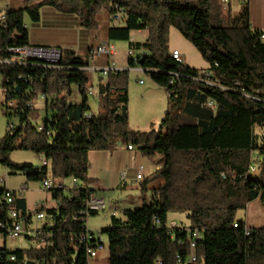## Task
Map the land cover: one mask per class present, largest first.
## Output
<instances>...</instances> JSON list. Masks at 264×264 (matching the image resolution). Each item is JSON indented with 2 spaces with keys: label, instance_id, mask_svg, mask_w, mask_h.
Returning a JSON list of instances; mask_svg holds the SVG:
<instances>
[{
  "label": "trees",
  "instance_id": "trees-1",
  "mask_svg": "<svg viewBox=\"0 0 264 264\" xmlns=\"http://www.w3.org/2000/svg\"><path fill=\"white\" fill-rule=\"evenodd\" d=\"M219 1L24 0L22 8L6 13V27L0 26V72L19 88L15 93L18 109L5 113L17 124L0 142V161L7 169L29 181L76 179L81 183L87 181L88 154L112 151L117 142L137 147L146 157L160 156L151 178H162L164 183L151 192L150 203L124 209L121 219L112 216L103 232L107 264H178L177 254L190 253L185 233L189 229L202 232L194 264H264V228L248 229L247 235L244 221L236 219V213L250 202L264 204V135L255 133L257 128L264 130V39L260 38L264 30L251 28L247 3L234 16ZM43 7L76 16L78 27L86 30L97 29L100 10L111 15L114 7L123 11L125 27L110 28L108 39L128 42L130 50H143L142 59L134 62L129 57L127 66L148 70L149 78L168 92L169 103L179 100L176 110L164 113L161 132L128 129L127 70L107 73L97 87L103 111L90 113L86 97L90 50L78 56L66 49L52 67L31 59L24 65L5 63L13 58L10 49L30 47L25 20L37 23ZM170 28L207 62L212 73L209 83L193 80L199 70L171 58ZM138 30L146 31V41L130 43L131 33ZM18 76L30 77L32 83L23 84ZM74 88L81 96L79 104L70 102ZM39 95L47 97L40 131L32 125L31 110L25 106ZM208 102L215 105L213 111ZM16 140L18 149L41 155L47 165L35 168L9 162ZM253 162L258 170H249ZM4 190L0 188V218H6L10 208L25 216L23 199L14 198L8 204L1 200ZM50 191L59 201L57 206L44 211L40 205L34 210L53 218L40 230L42 246L15 251L0 248L4 264H89L83 249L76 251L69 242L70 234L87 229L77 215L88 198L87 188ZM171 213L185 214L189 222L187 227L177 225L174 237L168 230ZM10 254L14 261L7 259Z\"/></svg>",
  "mask_w": 264,
  "mask_h": 264
},
{
  "label": "crops",
  "instance_id": "crops-1",
  "mask_svg": "<svg viewBox=\"0 0 264 264\" xmlns=\"http://www.w3.org/2000/svg\"><path fill=\"white\" fill-rule=\"evenodd\" d=\"M9 1V0H8ZM241 0H229V8L230 10L237 9L238 13L241 11L242 6ZM8 5V9L5 13L8 11H14L18 10L23 7V2L20 3L19 0H10ZM248 9H249V24L252 29H261L264 30V21L262 19V15H260L259 19H256V12L261 10V6H264V0H248ZM96 22L98 24V27L96 30H86L78 27L77 24V18L74 15L70 14H61L53 10L49 7H43L40 9V19L37 23H32L29 21V19L25 20V27L28 30L29 33V43L30 47H47V48H55V49H61L66 50L70 49L75 52L76 55L82 56L84 53H87L88 50H92L94 48H97L98 46L102 44H106L109 46L114 47V53H110L109 55H97L92 59H89V67L87 69L88 72L91 73V75L97 74L99 77L98 84L101 83L103 80L101 75V70L108 64L114 63L116 64L115 68L119 71L127 70V71H136L138 73H144L147 77H149L148 70H144L140 67H133L129 68L127 66V61L129 59L127 55V51L130 50L128 48V42H122V41H111L108 39L109 35V29L114 28H124L125 27V19H120L117 22H113L111 20V14L109 11L102 9L100 10L96 15ZM147 39V33L143 30L134 31L131 33L130 36V43L135 44H142ZM168 44V43H167ZM125 48V54L126 57L123 54L119 55V51L121 49ZM168 52L170 53L172 50H177L176 48L169 49L168 45ZM134 55H138L139 52H144L143 50H133ZM178 51V50H177ZM179 52V51H178ZM117 57V58H116ZM185 57V56H183ZM184 58V64H185ZM186 67L187 64H186ZM190 68V67H189ZM200 69V70H205ZM197 70V69H196ZM151 80V79H150ZM142 81V80H140ZM138 82L139 85H136L138 89H140V92L145 94L148 91H157L156 89L163 90L161 87L156 85L152 80L153 84H145L143 81L142 83ZM91 88L93 90L92 96L98 95V89L93 84H90L88 86L87 90ZM77 90V88H74L73 92ZM76 91L74 92V94ZM87 93V92H86ZM88 94V93H87ZM44 101V100H43ZM71 103L79 104L81 101H71ZM38 102L36 101L35 109L31 112H35V117L31 120L35 124L37 122H41V119H45V107L43 106L39 107ZM162 106V107H161ZM208 106V103H207ZM212 111L214 110L213 106H208ZM158 108V107H157ZM167 108H165V105H160L157 109V118L161 117V112H166ZM127 112H128V105H127ZM92 115L95 113L90 112ZM163 116V115H162ZM40 119V120H39ZM162 119V117H161ZM42 120V121H43ZM137 132V131H136ZM137 150V153L135 152ZM40 161L42 156L39 155ZM88 160L90 163V167L87 173V181L81 182V185H79L80 188H87V187H93L95 196H97L99 199L103 200L105 203V200L103 197L99 195L97 191L102 189H109V190H116L123 186L129 185L128 181L130 179H133L136 177V175L141 171L142 179L137 180V184L139 185L141 192L137 194L135 198H129L127 200H124L121 205H113L109 204V208L113 209L112 212L115 213L116 211L124 209H134L142 206L141 204H149L150 198H151V192L153 190L159 189L163 183L164 180L162 178H151L152 174L157 171L159 168L158 162H160V156H155V162H150L147 160L146 157H144L139 149L137 147L133 148L132 150H128L127 146L122 144L121 142H117L114 149L112 151H92L88 154ZM123 173L124 177H122L120 174ZM7 173L1 174L0 178L4 179L3 185H1V188H5L8 190L16 191L19 188H23V194L21 197L24 201V208L26 210V215L23 216L27 220H25V223L32 222V217L29 214L28 210V204L25 199V191L28 189L27 184L28 183H20L17 188H7ZM24 176V175H23ZM127 176H130V179L127 178ZM25 177V176H24ZM70 180V179H69ZM56 185H63L64 188L62 190H65V192L72 187L71 180L70 182L65 185L63 183H57ZM141 185H145L144 189L142 190ZM41 187V185H40ZM54 204L49 205L48 209H53L57 206L59 203L58 200L53 199ZM142 200V201H141ZM143 202V203H142ZM40 204V203H37ZM35 204L34 207L37 206ZM106 204V203H105ZM45 205V204H44ZM111 206V207H110ZM111 212V213H112ZM21 211L19 212V214ZM21 215V214H20ZM113 217H116V216ZM22 217V218H23ZM238 221H241L237 219ZM174 219H169L168 217V224L170 222H174ZM87 222V220H86ZM176 222V221H175ZM245 225L246 222L244 221ZM182 224V223H181ZM49 225V219L44 221V225L41 229H43L45 226ZM253 224L252 226H254ZM255 226H262V225H255ZM254 227H251L249 229H253ZM257 228V227H255ZM37 233V243L39 246H42V238L39 236L40 230L39 228H36ZM33 237V236H32ZM28 237V238H32ZM7 240V239H6ZM107 257H108V245H107V251L104 253L99 254L95 259L90 260L89 264H107Z\"/></svg>",
  "mask_w": 264,
  "mask_h": 264
},
{
  "label": "rangeland",
  "instance_id": "rangeland-1",
  "mask_svg": "<svg viewBox=\"0 0 264 264\" xmlns=\"http://www.w3.org/2000/svg\"><path fill=\"white\" fill-rule=\"evenodd\" d=\"M15 1V0H14ZM24 0H19L20 3H22ZM10 0H0V14L5 13L8 9V5ZM220 2V1H219ZM248 4V0L246 2ZM243 2H241V6L246 5ZM221 5V4H220ZM232 15H237L238 10L232 9L231 10ZM262 15V19L264 21V6H261V10L256 12V19H259L260 15ZM211 24H215L214 19L211 17L210 19ZM168 47L169 49L176 48L183 56H185V65L187 64L188 67L191 69H204L209 68L207 62L202 58L200 53L187 41L185 40L180 33L175 28H170L168 32ZM123 54L126 57L125 54V48L121 49L119 51V55ZM117 58V57H116ZM127 59V57H126ZM116 65V64H115ZM89 77V82L87 85L90 86V84H93L95 87H98V81L99 77L97 74L91 75L90 72L87 73ZM128 129L130 131H137V132H148L151 130L159 131L163 130L164 128H161L162 122L161 117L164 115V112H161V117L157 116V109L160 105H165V108L167 110H173L177 107H179V100H172L170 103L168 102V92L163 90L156 89L157 91H148L145 94L140 92V89L136 85H139V81L142 80L145 84H153V82L150 80L149 77L146 76L144 73H138L136 71H128ZM105 79V78H104ZM195 86V85H194ZM197 88V87H196ZM196 88H194L196 90ZM76 93L74 94V92ZM72 94L71 101H81V96L78 92V90H75ZM41 95L38 96L37 104L38 106L42 107L44 104L43 99L40 98ZM87 97V106L89 107L90 112H93L95 114H98L103 111V103L101 99L98 96H92L90 94L86 93ZM168 102V104H167ZM158 107V108H157ZM162 107V106H161ZM215 112V111H214ZM35 112H30L29 120H32L35 115ZM176 113H180V110L176 111ZM183 116H187V113L184 111ZM40 120V119H39ZM41 119L40 121H42ZM12 122L14 126H16L17 121L15 119H8L5 117V111L0 110V142L7 132V123ZM32 125L34 126L35 123L32 122ZM255 133L259 136L264 135V130L256 129ZM19 140H16L13 144V148H15L13 151H11L8 155V160L11 163L14 164H30L34 166L35 168L41 167L40 157L38 154L31 152V151H25L20 150L17 147L19 146ZM137 153V150H135ZM146 157V156H144ZM148 161L155 162V157L150 158L146 157ZM7 173V183L6 187L13 189L17 188V186L22 183H28L27 187L28 189L25 191V199L28 204V210L32 217V222L25 223L23 222L22 226L24 228L23 233L14 240L7 239L4 240L0 238V248H5L8 251H15V250H29L33 248L39 247V244L37 243V233L35 229L36 228L41 229L44 225L45 220L37 221L36 220V211L35 210V204H37L36 207L44 206V211L48 209L49 205L54 204V200L52 197V192L50 190H43L40 185L41 182L39 181H29L27 180L20 172L18 171H10L6 168L3 163L0 161V175ZM128 179H130V176H127ZM70 182L69 179H52V185H56L57 183H63L67 185ZM138 181H134L133 179H130L128 181L129 185L123 186L121 185L120 188L116 190H109V189H102L97 191L101 197L104 198L106 205H109L110 203L113 205H121L124 200H127L129 198H135L139 192H141V189L139 185L137 184ZM81 185V183H80ZM0 184V188H1ZM142 201V200H141ZM143 203V202H142ZM45 204V205H44ZM142 205V204H141ZM113 209L106 207V209L102 211H98L93 215H90L87 219V222L85 223V227L88 231L92 232H102V240L105 244L106 251H107V236L105 233H103L111 224V218L112 214L111 212ZM116 219L122 218V211L118 210L116 211ZM47 219V218H46ZM169 219H174L176 221V224L178 226L187 227L189 225L188 220L186 219L185 214L180 213H171L169 214ZM236 219H239L241 221L246 222V228L249 229L251 227H257V228H264V204L260 203L258 200H254L250 202L245 210H240L236 213ZM182 223V224H181ZM255 225H262V226H252ZM32 238H28V237ZM36 236V237H34Z\"/></svg>",
  "mask_w": 264,
  "mask_h": 264
},
{
  "label": "built area",
  "instance_id": "built-area-1",
  "mask_svg": "<svg viewBox=\"0 0 264 264\" xmlns=\"http://www.w3.org/2000/svg\"><path fill=\"white\" fill-rule=\"evenodd\" d=\"M244 4L247 2V0H241ZM220 4L223 10H226L229 7V0H220ZM115 12L114 14L111 15V20L113 22H117L120 19H125L124 13L121 9L114 7ZM6 13H1L0 14V26L3 28L6 27ZM261 39H264V31L260 35ZM63 51L61 49H55V48H47V47H22V48H12L9 50V52L13 55V58L9 60H5V63H18L20 65H24L27 60H36L40 61L43 63V67H52L55 66L63 57ZM114 47L109 46L106 44H102L98 46L97 48H94L90 50L89 52V59L94 58L97 55H109L110 53H114ZM128 57L132 58L134 62H138L142 59L143 55H145L144 52H139L138 55H134L133 50H128L127 51ZM171 58L177 62L178 64H184V57L183 55L178 52L177 50H172L170 52ZM114 63H110L106 65L102 70H101V75L102 78H105L107 73L109 71H119L115 68ZM212 75L211 71L209 69L205 70H199L197 76L191 77L195 81H200V82H205L209 83L208 79H210V76ZM17 80H22L23 84H31L32 79L27 76H18ZM5 83H7L5 85ZM142 83V81H140ZM19 91V88L17 87V84L14 80H11L9 77L7 79H4L3 74L0 72V110L7 112H14L15 110L18 109L19 106V101L15 97V93ZM28 94V92H25ZM88 94H93V90L89 88L87 90ZM38 98V97H37ZM36 98V99H37ZM41 99L44 100V107L46 106V99L44 95L40 96ZM36 99H29L26 102V107L33 111L35 109L36 105ZM214 104L212 102H208V106H213ZM215 107V105H214ZM11 120V119H10ZM44 121V120H43ZM43 121L37 122L34 127L36 130L40 131L43 129ZM14 124L12 122L7 123V132H11L14 128ZM128 150H132L133 147L128 145L127 146ZM253 160L257 159L255 155L252 156ZM41 167L47 165V161L42 157L41 158ZM40 168V167H38ZM249 170H258V167L256 166V163H251L249 165ZM122 177H124V174H120ZM142 175L141 171L136 175L134 178V181L141 180ZM72 187L71 188H78L80 185V182L76 179H70ZM4 179L0 178V184L3 185ZM41 188L43 190H52L54 189H63V185H52V182L50 179L43 180L41 182ZM87 190L89 192L88 198L81 209L80 212H78V216H81L82 219L81 221L84 220V224L86 223V220L89 218V213L90 212H98L106 209L107 206L103 200L99 199L97 196H95L94 189L93 187H87ZM23 194V188H19L18 190L14 191V194H12L8 189L4 190L2 195H1V200L11 204L13 202L14 198L21 197ZM111 207V206H110ZM112 216L115 215L114 212L111 213ZM49 219V224L53 222V218L46 217L45 212H40L36 214V220L41 221V220H47ZM27 220L26 218H22L21 215L16 211L14 208H10L7 212L6 218H0V238L6 240V239H17L22 233H23V222ZM154 225L156 228H160V222L158 219L154 218ZM169 232L171 233V237H174V230L177 229V224L176 222H172L168 224ZM237 223L234 224V227H237ZM250 230H246V234H250ZM186 233V241L190 247V253L188 255L183 256L182 254H177V263L178 264H194L196 262V246L197 242L200 241L202 237V232L198 230H185ZM50 236V234H47ZM69 242H70V247L75 249L76 251L79 250L80 248L83 249L85 256L88 260L95 259L99 254L104 253L106 251L105 244L102 240V233L101 232H92L88 231L87 229L83 230L81 233H72L69 236ZM7 259L10 261L15 260L14 255H8ZM0 264H4L3 261L0 260ZM158 264H161L160 261H158Z\"/></svg>",
  "mask_w": 264,
  "mask_h": 264
},
{
  "label": "bare ground",
  "instance_id": "bare-ground-1",
  "mask_svg": "<svg viewBox=\"0 0 264 264\" xmlns=\"http://www.w3.org/2000/svg\"><path fill=\"white\" fill-rule=\"evenodd\" d=\"M170 223H172V222H170Z\"/></svg>",
  "mask_w": 264,
  "mask_h": 264
},
{
  "label": "water",
  "instance_id": "water-1",
  "mask_svg": "<svg viewBox=\"0 0 264 264\" xmlns=\"http://www.w3.org/2000/svg\"><path fill=\"white\" fill-rule=\"evenodd\" d=\"M88 69V68H87Z\"/></svg>",
  "mask_w": 264,
  "mask_h": 264
}]
</instances>
